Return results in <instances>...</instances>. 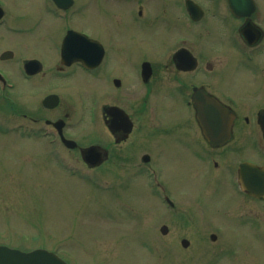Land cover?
Masks as SVG:
<instances>
[{
  "label": "flooded vegetation",
  "instance_id": "af4514ba",
  "mask_svg": "<svg viewBox=\"0 0 264 264\" xmlns=\"http://www.w3.org/2000/svg\"><path fill=\"white\" fill-rule=\"evenodd\" d=\"M101 2L105 3L104 18L115 30L108 37L85 24L84 12L100 11ZM122 5L128 9L135 44L122 42ZM25 6L37 9L36 19L18 24L13 9L23 13ZM0 7L4 13L0 36H12L15 41L0 43L8 46L0 51V72L4 76L0 112L6 120L0 122V132L8 136L7 142L11 140L9 151H14L16 138L20 140L16 149L31 142L40 147L36 157L42 155L47 162L53 159L60 169L63 147L69 161H76L83 147L98 145L102 162L95 167L86 164L89 168L103 166L111 177L137 178V186L145 195L137 203V213L141 216L146 206L159 215L150 218L154 225L182 228V232L170 229L163 235L177 244L182 239L188 241L179 250L166 253L168 264H218L221 258L236 256V240L225 235L227 229L224 233L222 227H243L254 219L217 220L204 215L221 212L236 216L243 206L247 216L253 214L254 198L241 188L239 178L243 163L264 166V0H0ZM89 24L97 29L105 27L104 19L102 24L88 19ZM37 28L48 37L46 46L56 55L43 60L35 52L20 58L12 47L26 45L19 37ZM70 31L84 33L90 39L75 34L64 43ZM127 46L138 50L132 53L136 54L133 64L132 56L126 59ZM142 46H147V51H142ZM203 46H225V51L211 47L203 54ZM228 54L231 63L226 62ZM29 59L35 60L24 68ZM126 61L132 66L127 67ZM231 67L232 80L221 82V72L226 78L225 72ZM94 80L101 82L98 91L85 92ZM128 80L135 83L128 84ZM197 92L198 97L219 99L232 110L231 125H216L212 116L200 119L192 101ZM239 94H250L248 98L254 102H241L239 106ZM157 96H180L184 100L192 128L186 127L193 132L199 162L204 163L202 189L216 194L212 207L193 195L194 179L183 173L171 177L174 171L168 174L166 168L157 165L163 151L157 139L169 138L168 133L174 135L179 127L163 126L164 118L158 116L151 102ZM95 98L101 100L100 105L95 104ZM248 106L252 107L242 108ZM100 127L101 133L97 131ZM221 129H229L230 136L223 138ZM255 132H260V137L255 138ZM175 140L187 143L182 132ZM73 141L77 145L69 148ZM29 151L18 153L23 161L34 159ZM5 172L0 178L16 174ZM13 190L23 188L0 186V195ZM0 224H4L0 243L30 250L53 242L55 253L68 264H101L99 260L83 263L72 236L64 240L58 232L54 237L46 229L36 230L35 222L30 220L23 223L21 219L6 218ZM118 257L122 262L120 252Z\"/></svg>",
  "mask_w": 264,
  "mask_h": 264
},
{
  "label": "rangeland",
  "instance_id": "374dc122",
  "mask_svg": "<svg viewBox=\"0 0 264 264\" xmlns=\"http://www.w3.org/2000/svg\"><path fill=\"white\" fill-rule=\"evenodd\" d=\"M100 5L101 9L98 12L90 9L84 12L85 24L90 29H96L108 37L107 34L110 32L115 34V30L104 18L107 17L103 8L105 3L101 2ZM13 10L15 22L18 24L33 22L37 16V9L35 11L30 10L27 6L24 7L23 13H18L15 8ZM120 10L123 18V25L119 28L122 42L125 45L135 44L136 33L132 31V22L127 18L128 9L122 5ZM88 19L93 23L98 20L101 24L104 19L107 29L105 27L97 29L95 25H87ZM9 21L13 20L9 18ZM1 31L2 28H0ZM41 32L42 30L39 32L37 28L34 32L19 37L21 42L28 44L18 46L20 58H26L35 52L43 60L56 55L50 51L49 46H46L48 37ZM204 40L210 41L208 38ZM13 42L15 41L12 36L6 34L0 36V43ZM5 47L8 46H0V51ZM211 47H218L221 53L225 51V46H203L201 48L203 54H207ZM141 50L147 51V46H142ZM125 52L127 60L132 56L130 62L133 64V56L136 54L133 55L132 53H136L138 50L136 51V48L132 46H127ZM226 62L231 63L229 54ZM0 65H2L1 62ZM125 65L127 67L132 66L129 61H126ZM239 65L246 66V64ZM225 73L227 74L226 78L224 72L220 74L221 82H230L232 80V67L230 72ZM238 80L241 79L238 78ZM128 81V84L135 83L131 80ZM100 84V80H94L85 92L96 93L98 91L97 85ZM80 87L84 88L83 85ZM225 87L223 84L222 89ZM232 89L234 90V88ZM249 96L250 94H239L237 96L238 105L240 106L241 102L253 103L254 99L248 98ZM151 102L156 106L158 116L164 118L163 126L169 129L179 126L174 135L170 136L168 133L169 138L157 139L163 146L157 165L166 168L168 174L171 170L174 171L176 174H170L171 177H178L183 173L185 177L194 179L196 192L193 195H196L205 205L212 207V199L216 194L202 189L205 176L202 171L204 163L203 161L199 162L200 159L197 154L199 147L193 143V132L186 127L192 128L190 122H187L189 112L184 100L180 96H157L153 97ZM174 106L175 108L170 110ZM157 129L160 130L161 127ZM97 131L99 132V129ZM152 131L158 133L156 130ZM181 132L187 143H178L175 140V137ZM258 133L255 132L257 134L255 138L260 137ZM7 139L8 136L0 132V173L11 170L16 174L11 175L7 172V177L0 178V186L11 189L23 188V190H13L2 197L0 195V220L10 218L16 221V219H21L23 223L30 220L35 222L34 228L36 230L39 227L43 230L46 229L54 237L58 232L61 233L64 240L72 236V240L77 245L76 251L83 263L99 260L101 264H168L166 253L180 249L177 243L163 238L158 231V226L150 220L151 217H158V214L152 213L151 209L146 206L141 209V216L137 213V203L140 204V198L145 197L143 190L137 186V178L111 177L105 172V169L104 173L111 182V186L105 188L90 179L69 176L55 166L53 159L47 162V159L42 155L36 157L35 154L40 147H34L31 142L26 146H23L22 143L21 149H16L20 143V140L16 138V141L12 143L15 145L14 151H9L11 140L7 142ZM25 150H30L28 154L34 157L33 160L23 161L21 159L18 153L24 154ZM38 165H43V167ZM252 209L255 218L264 219V203L254 202ZM69 210L72 215L69 214ZM246 212V208L243 206L242 211L235 215L242 218ZM58 215H60V221L57 220ZM204 217L224 220L226 215L221 212H205ZM3 226L4 224H0V228ZM222 229L224 233L227 229L225 235H232L236 240L237 254L233 258H221L218 264H264V225L262 222L254 226H235L230 230L229 227H222ZM172 230L183 231L181 227H172ZM175 245L177 249H175ZM110 251H114V253ZM119 252L123 257L122 262L118 257ZM174 264L178 263L175 261Z\"/></svg>",
  "mask_w": 264,
  "mask_h": 264
},
{
  "label": "water",
  "instance_id": "95a60500",
  "mask_svg": "<svg viewBox=\"0 0 264 264\" xmlns=\"http://www.w3.org/2000/svg\"><path fill=\"white\" fill-rule=\"evenodd\" d=\"M90 152H92V147L87 148L85 153ZM242 183L245 188L249 189L252 193H261L251 184L252 182L244 176L242 177ZM43 252L44 251L40 253L39 250H35L26 253L0 246V264H57L53 255Z\"/></svg>",
  "mask_w": 264,
  "mask_h": 264
}]
</instances>
